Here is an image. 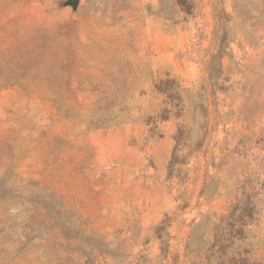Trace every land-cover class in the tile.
Masks as SVG:
<instances>
[{
    "label": "rangeland",
    "instance_id": "obj_1",
    "mask_svg": "<svg viewBox=\"0 0 264 264\" xmlns=\"http://www.w3.org/2000/svg\"><path fill=\"white\" fill-rule=\"evenodd\" d=\"M63 2L0 0V264H264V0Z\"/></svg>",
    "mask_w": 264,
    "mask_h": 264
},
{
    "label": "trees",
    "instance_id": "obj_2",
    "mask_svg": "<svg viewBox=\"0 0 264 264\" xmlns=\"http://www.w3.org/2000/svg\"><path fill=\"white\" fill-rule=\"evenodd\" d=\"M181 5L186 6L187 4H190V0H177ZM211 67V66H210ZM211 73V79L214 80L213 73ZM215 84V82L213 83ZM156 88L166 95V105L167 107L160 112L159 117L162 120L169 119L168 113H170L173 110H176L177 114L183 115V97L180 93V85L176 83L174 79L167 78L164 80H160L156 84Z\"/></svg>",
    "mask_w": 264,
    "mask_h": 264
},
{
    "label": "water",
    "instance_id": "obj_3",
    "mask_svg": "<svg viewBox=\"0 0 264 264\" xmlns=\"http://www.w3.org/2000/svg\"><path fill=\"white\" fill-rule=\"evenodd\" d=\"M80 5V0H64L63 6H71L76 11Z\"/></svg>",
    "mask_w": 264,
    "mask_h": 264
}]
</instances>
